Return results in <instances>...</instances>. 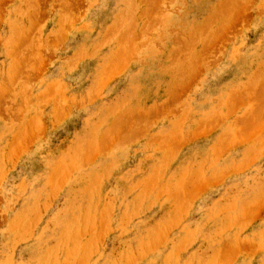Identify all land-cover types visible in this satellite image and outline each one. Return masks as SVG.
Returning <instances> with one entry per match:
<instances>
[{
  "label": "rangeland",
  "instance_id": "obj_1",
  "mask_svg": "<svg viewBox=\"0 0 264 264\" xmlns=\"http://www.w3.org/2000/svg\"><path fill=\"white\" fill-rule=\"evenodd\" d=\"M152 1L0 0V264H264V0Z\"/></svg>",
  "mask_w": 264,
  "mask_h": 264
},
{
  "label": "bare ground",
  "instance_id": "obj_2",
  "mask_svg": "<svg viewBox=\"0 0 264 264\" xmlns=\"http://www.w3.org/2000/svg\"><path fill=\"white\" fill-rule=\"evenodd\" d=\"M148 1L150 2L151 0H148ZM153 1H154V0H153ZM153 1H152V2H153ZM162 1H163V0H162ZM166 1H167V0H166ZM225 1H226V0H225ZM231 1L235 3V0H231ZM236 1H237V0H236ZM149 2H148V3H149ZM227 2H228V1H227ZM144 3H145V1H144ZM148 3H147V4H148ZM160 3H161V1H160ZM224 4H225V8H226V7H230L232 3L230 4V3L228 2V5H229V6H228V5L226 6V2H224ZM237 4H238V3H237ZM232 5H234V4H232ZM241 5H242V4H241ZM244 5H245V4H244ZM222 7L224 8V6H222ZM162 8H163V7H162ZM225 8H224V9H225ZM230 8H231V7H230ZM230 8H229V9H230ZM224 9L222 10V8H221L222 11H225ZM227 9H228V8H227ZM233 9H234V8H233ZM235 10H236V9H235ZM222 11H220V12H222ZM228 11H229V10H228ZM149 12H150V11H149ZM218 12H219V11H218ZM225 12H226V11H225ZM154 13H155V12H154ZM160 13H163V12L161 11ZM226 13L228 14V12H226ZM152 14H153V13H152ZM223 14H224V13H223ZM229 14H230V13H229ZM146 15H147V14H146ZM154 15H155V14H154ZM160 15H161V14H160ZM160 15H159V16H160ZM71 16H72V15H71ZM142 16H143V15H142ZM148 16H149V15H148ZM157 16H158V15H157ZM69 17H70V16H69ZM160 18H161V17H160ZM40 24H41V23H40ZM133 26H134V25H133ZM133 28H134V27H133ZM131 33H132V32H131ZM113 34H114V33H113ZM129 34H130V33H129ZM127 36H128V35H127ZM129 37H130V36H129ZM131 39H132V38H131ZM197 39H198V38H197ZM197 39H195V40H197ZM132 40H134V39H132ZM193 40H194V39H193ZM195 40H194V41H195ZM135 42H136V40L134 41V43H135ZM191 43H192V42L190 41L189 44H191ZM32 44H33V43H32ZM130 44L133 45L132 43H130ZM192 44H193V43H192ZM26 45H27V44H26ZM131 45H130V46H131ZM185 45H186V44H185ZM188 46H190V48H191V45H188ZM188 46H187V47H188ZM131 47H132V46H131ZM133 47H135V46H133ZM190 48H189V51H190ZM39 49H40V48H39ZM133 49H134V48H133ZM187 50H188V49L186 48V51H187ZM133 51H134V50H133ZM186 51H184V52H186ZM180 52H181V51H180ZM180 52H179V55H180ZM182 52H183V51H182ZM182 52H181V54H182ZM175 53H176V52H175ZM193 53L196 54L195 52H193ZM35 54H36V53H35ZM176 54H177V53H176ZM37 55H38V54H37ZM182 55H184V53H183ZM29 56H30V55H29ZM29 56H28V57H29ZM174 56H175V58H176V56H178V54H177V55L174 54ZM184 56H186V55H184ZM184 56H183V57H184ZM130 57H131V56H130ZM178 57H179V56H178ZM178 57H177V59H175V60H177V61L179 60V61H180V59H178ZM17 58H18V57H17ZM40 58H41V57H40ZM179 58H180V57H179ZM184 58H185V57H184ZM181 59H182V58H181ZM27 60H28V59H27ZM38 60H39V57H38ZM183 60L185 61L186 59H183ZM122 61H123V60H122ZM184 61L181 60L180 62H178L179 65H180V63L182 64ZM124 62H125V61H124ZM127 62H128V61H127ZM192 63H193V62H192ZM31 64H32V63H31ZM120 64H121V63H120ZM171 64H172V65H170V66H172V67H173V65H174V68H172V69H175V64H176V62H175L174 64H173V63H171ZM184 64H185V63H184ZM36 65H37V63H36ZM36 65H35V66H36ZM179 65H178V66H179ZM176 66H177V65H176ZM36 67H37V66H36ZM182 67H183V65H182ZM182 67H180V68H182ZM183 68H184V67H183ZM183 68L181 69V71L183 70ZM175 70H177V69H175ZM184 70H185V69H184ZM183 74H185V73H183ZM181 76H182V75H181ZM181 76H180V77H181ZM180 77H179V78H180ZM183 81H184V80H183ZM183 81H182V82H183ZM182 82H181V83H182ZM62 85H63V84H62ZM56 87H57V86H56ZM178 87H179V86H178ZM0 92H1V91H0ZM50 93H51V92H50ZM46 95L48 96V94H46ZM51 95H52V93H51ZM2 96H3V95H2ZM3 97H4V96H3ZM44 98H46V96H45ZM166 108H167V107H166ZM263 109H264V108H263ZM165 110H166V109H165ZM150 111H151V110H150ZM263 111H264V110H263ZM149 113H150V112H149ZM125 117H126V116H125ZM127 118H128V117H127ZM124 119H126V118H124ZM124 119H123V120H124ZM138 119H139V118H138ZM219 119H220V118H219ZM120 120H121V119H120ZM123 120H121V121H123ZM139 120H141V119H139ZM183 120H184V119H183ZM185 120H186V119H185ZM121 121H120V122H121ZM127 121H128V120H127ZM132 121H133L132 123H135L134 120H132ZM137 122H138V121H137ZM137 122H136V123H137ZM123 123H124V122H123ZM212 123H214V122L212 121ZM245 123H246V122H245ZM255 123H256V122H255ZM125 124H127V123H125ZM130 124H131V123H130ZM138 124H139V123H138ZM214 124H215V123H214ZM218 124H219V123H218ZM261 124H262V123H261ZM210 125H212V124H210ZM146 126H147V125H146ZM135 127H136V126H135ZM135 127H134V129H136ZM137 127H138V125H137ZM141 127H142V126H141ZM143 127H144V126H143ZM143 127H142V128H143ZM148 127H149V126H148ZM213 127H214V125H213ZM138 128H139V127H138ZM203 128H204V127H203ZM261 128H262V126H261ZM127 129H129V127H128ZM199 129H201V128H199ZM199 129L197 130L198 132H199ZM254 129H255V128H254ZM142 130H143V129H142ZM208 130H209V128H208ZM134 131H135V130H134ZM197 131H196V132H197ZM123 132H124V131H123ZM129 132H130V131H129ZM129 132H128V133H129ZM252 133H253V132H252ZM123 134H124V133H123ZM126 134H127V133H126ZM140 134H141V133H140ZM142 134H143V133H142ZM134 135H135V133H134ZM121 136H122V135H121ZM125 137H126V136H125ZM134 137H135V136H134ZM189 137H190V136H189ZM126 138H127V137H126ZM129 138H131V137H129ZM119 139H120V137H119ZM156 139H157V138H156ZM121 140H122V139H121ZM151 140H152V139H151ZM109 141H110V140H109ZM153 141H154V140H153ZM157 141H158V140H157ZM122 142H123V141H122ZM16 143H17V142H16ZM175 146H176V145H175ZM226 148H227V147H226ZM17 150H18V149H17ZM93 151H94V150H93ZM10 154H11V153H10ZM202 179H203V178H202ZM181 192H182V191H181ZM109 213H110V212H109ZM184 216H185V215H184ZM93 218H94V217H93ZM107 218H108V217H107ZM107 221H108V220H107ZM108 224H109V223H108ZM98 236H99V235H98ZM160 242H161V241H160ZM95 246H96V245H95ZM187 246H188V245H187ZM237 248H238V247H237ZM238 252H239V251H238ZM89 255H90V254H89ZM231 261H232V260H231ZM82 262H83V261H82ZM83 263H84V262H83ZM84 264H85V263H84Z\"/></svg>",
  "mask_w": 264,
  "mask_h": 264
}]
</instances>
